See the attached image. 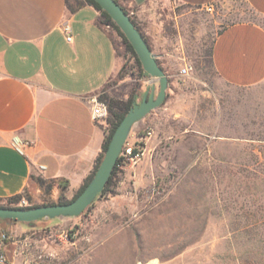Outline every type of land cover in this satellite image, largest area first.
<instances>
[{
    "label": "rangeland",
    "instance_id": "1",
    "mask_svg": "<svg viewBox=\"0 0 264 264\" xmlns=\"http://www.w3.org/2000/svg\"><path fill=\"white\" fill-rule=\"evenodd\" d=\"M160 6L171 43L192 67L180 80L189 119L165 118L171 138L162 132L159 147L119 168L112 193L81 216L34 227L0 222L24 251L16 264H264V83L229 86L211 60L223 27L260 18L246 0ZM125 57V69L94 98L123 97L135 86L134 61ZM190 123L203 134L180 133ZM139 164L141 184H122ZM26 191L28 206L74 197L57 182L48 193L32 180Z\"/></svg>",
    "mask_w": 264,
    "mask_h": 264
},
{
    "label": "crops",
    "instance_id": "2",
    "mask_svg": "<svg viewBox=\"0 0 264 264\" xmlns=\"http://www.w3.org/2000/svg\"><path fill=\"white\" fill-rule=\"evenodd\" d=\"M218 1L121 0L170 80L164 105L133 128L136 136L152 132L145 151L159 147L162 132L171 138L169 129L174 127L164 124L165 118L189 119L180 83L186 63L181 47L171 43L160 5L204 8ZM246 2L260 20L223 27L211 50L218 77L236 88L264 83V0ZM99 16L91 5L73 12L67 0H0V199L23 194L34 175L66 183V194L74 196L94 171L106 126L94 120L92 98L126 63L118 49L120 37L101 25ZM66 26L72 42L66 38ZM132 80L141 94L138 101L154 85L158 94L157 79ZM133 88L119 98L127 99ZM191 123L180 133L203 134L191 129ZM132 170L122 184L132 180L139 186L143 168L139 164Z\"/></svg>",
    "mask_w": 264,
    "mask_h": 264
},
{
    "label": "water",
    "instance_id": "3",
    "mask_svg": "<svg viewBox=\"0 0 264 264\" xmlns=\"http://www.w3.org/2000/svg\"><path fill=\"white\" fill-rule=\"evenodd\" d=\"M95 1L112 17L125 34L140 59L144 71L150 77L158 80V94H156V85H154L145 92L141 100L135 102L117 127L93 179L74 201L68 204L39 206L29 209L0 207V220L27 223L34 227L37 221L43 219L53 220L81 216L105 189L134 126L166 102L170 85L169 76L160 65L157 55L154 54L142 32L136 27L131 15L127 14L116 0Z\"/></svg>",
    "mask_w": 264,
    "mask_h": 264
},
{
    "label": "trees",
    "instance_id": "4",
    "mask_svg": "<svg viewBox=\"0 0 264 264\" xmlns=\"http://www.w3.org/2000/svg\"><path fill=\"white\" fill-rule=\"evenodd\" d=\"M118 2V4H120L122 6V8L126 11L127 14H130V12L128 11V9L123 6L121 0H116ZM67 4H68V8L71 11H76L86 5H91L94 8H96L99 12H100V16H99V23L101 25L104 26H109L110 28H112L113 30L116 31V33L118 34V36L121 39V45L118 46V49L120 50V47L122 49H124V53L125 55H129L130 60L133 59L134 61V67L137 71V76L139 78L143 77V76H149L143 69L142 64L140 59L138 58L133 46L131 45V43L128 41L127 37L125 36V34L121 31V29L117 26V24L113 21L112 17L105 11L103 10V8L100 6L99 3H97L95 0H67ZM131 15V14H130ZM132 17V16H131ZM133 22L135 23L136 27L142 32L141 28L139 27V25L137 24V22L135 21V19L132 17ZM143 34V32H142ZM143 36L145 37V35L143 34ZM146 38V37H145ZM146 41L148 42L147 38ZM149 44V42H148ZM150 45V44H149ZM151 47V46H150ZM125 66H127V60L126 63L123 67L122 70L125 69ZM141 94L139 92V88L138 85L135 86L133 88V90L131 91V93L129 94L127 99H120V98H116L113 97L109 94H103L102 96H100V100L105 102L108 105V109H109V118H108V127L106 128V137L103 143V148H102V152L99 155V157L97 158L96 161V165L94 168V171L92 172V174L87 178V180L85 181L84 185L81 187V189L74 195V197L70 200H60L57 203H45L42 205H34V206H26V207H20L18 204L21 201L22 197L24 196V194H26L27 191H25L23 194L8 198L6 200H2L0 199V207H6V208H36L39 206H49V205H56V204H68L71 203L72 201H74L83 191L84 189L87 187V185L91 182V180L93 179L96 171L98 170L107 150L110 144V141L117 129V127L120 125V123L122 122V120L124 119V117L128 114V112L130 111V109L134 106L135 102L138 101V99H140ZM121 163V158L118 159L117 165L107 183V185L105 186V189L102 191V193L99 196L102 195H106L108 193H112L110 192V187L113 185V180L115 178V175L117 174V171L119 170V165ZM32 180H35L41 188H44L46 192L50 193L53 190L54 184L56 183V181L54 180H45L41 177H35L32 176ZM61 185H67L66 183L64 184L63 182L60 183ZM27 196L29 197V195L27 194ZM30 198V197H29ZM41 221V220H39ZM0 222H13L11 220H0ZM14 223V222H13ZM4 229L7 230L6 227H2Z\"/></svg>",
    "mask_w": 264,
    "mask_h": 264
},
{
    "label": "built area",
    "instance_id": "5",
    "mask_svg": "<svg viewBox=\"0 0 264 264\" xmlns=\"http://www.w3.org/2000/svg\"><path fill=\"white\" fill-rule=\"evenodd\" d=\"M206 8H213V4L206 6ZM65 31L66 33L68 32L66 36L68 42H72L73 37L69 34L68 26L65 27ZM191 71L192 67L186 65L182 68L181 74L188 76ZM92 114L96 122L105 125L106 128L108 127L109 109L105 102L92 98ZM151 136V131H148L146 135L140 136L131 133L120 154L121 163L118 167L123 168L127 164H137L145 155L146 140ZM18 205L26 207L29 205V202L25 198H22ZM19 243L8 229L6 230L0 226V264H16L17 258L24 255V251L19 249ZM25 245L28 246L27 243ZM26 257V260H28V255Z\"/></svg>",
    "mask_w": 264,
    "mask_h": 264
}]
</instances>
